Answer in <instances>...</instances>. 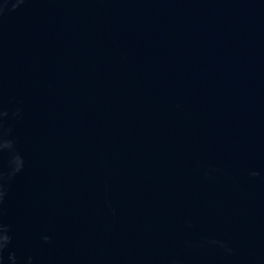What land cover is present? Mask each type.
<instances>
[{
  "label": "water",
  "instance_id": "1",
  "mask_svg": "<svg viewBox=\"0 0 264 264\" xmlns=\"http://www.w3.org/2000/svg\"><path fill=\"white\" fill-rule=\"evenodd\" d=\"M0 264H264V0H0Z\"/></svg>",
  "mask_w": 264,
  "mask_h": 264
}]
</instances>
